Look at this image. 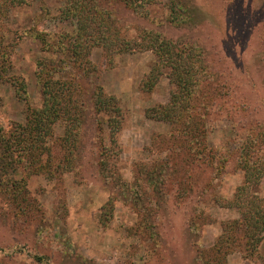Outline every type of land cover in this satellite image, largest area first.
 Instances as JSON below:
<instances>
[{"label": "rangeland", "instance_id": "rangeland-1", "mask_svg": "<svg viewBox=\"0 0 264 264\" xmlns=\"http://www.w3.org/2000/svg\"><path fill=\"white\" fill-rule=\"evenodd\" d=\"M168 1L141 4L146 16L117 1L103 6L113 12L116 27L128 39L157 34L179 47H202L204 71L214 78L202 94H210L209 89L217 94L205 107L196 100L194 114L206 124L202 155L216 157L215 167L222 169L208 166L214 159L209 164L208 158H186L171 143L170 125L145 118L146 109L167 103L175 89L164 69L151 93L142 90L141 81L157 63L152 51L108 58L100 46H94L89 60L95 68L79 83L84 97L92 87H101L117 99L121 129L111 134L104 115L98 123L90 121L77 150L66 153L76 156V164L61 170L57 164L64 154L60 148L64 130L62 123L56 124L54 137L47 141L52 152L50 171L26 178L37 208L35 218L22 224L15 216L17 210L0 200V264H253L238 252L217 255L214 251L222 224L237 217L235 210L221 208L214 199L233 197L244 181L237 164L240 148L247 138L264 133V0H191L200 14V22L191 27L168 22ZM63 2L28 0L0 18L5 42L11 45V74L21 76L26 84L24 102L13 87L0 82V121L6 130L12 123L24 124L26 105L41 106L37 62L61 59L42 52L31 36L33 30L45 34L49 43L74 32V22L59 19ZM162 163L168 165V172L157 190L164 196L153 200L157 207L143 225L116 179L126 184L129 195L138 181L147 192L148 172ZM216 170L219 175L214 178ZM22 176L20 168L16 178ZM154 176L159 177L157 172ZM178 182L191 184L190 196L180 198ZM253 192L264 197V177ZM259 252L264 258V242Z\"/></svg>", "mask_w": 264, "mask_h": 264}, {"label": "trees", "instance_id": "trees-1", "mask_svg": "<svg viewBox=\"0 0 264 264\" xmlns=\"http://www.w3.org/2000/svg\"><path fill=\"white\" fill-rule=\"evenodd\" d=\"M111 1L147 15L142 12L140 5L148 0H64L59 8V19L74 22V32L61 34L54 43H49L45 34L37 30L31 33L39 41L42 52L57 54L61 59L55 61L44 58L36 64V80L42 96L40 108L26 105L24 124L12 123L7 130L0 121V200L5 202L7 208L10 206L17 210L15 216L22 224L33 220L37 212L35 201L27 191L26 178L50 171L52 152L47 141L54 137L57 123H62L64 130L60 138V148L64 149V154L59 157L57 164L61 170H70L76 164V156L68 157L66 153L71 155L77 150L82 131L90 121L98 123L101 115H104L111 134L121 129L122 111L117 99L107 95L101 87H92L88 97H84L79 83L80 79L89 76L91 68H95L89 60L94 46H100L108 58L121 53L152 51L157 63L141 81L142 90L151 93L164 69L169 71L168 79L175 89L167 103L146 109L145 118L170 125L174 131L171 133V143L186 158L195 157L200 161L208 158L209 164L214 159L215 162L208 165L212 169L218 164L216 157L202 155L200 145L206 137V124H200L194 114L196 100L205 107L217 94L214 89H209L210 94H202L204 85H211L214 79L204 71L202 47H179L177 42L165 40L157 34L145 35L136 40L128 39L116 27L113 12L103 6L104 2ZM27 2L0 0V18H7L10 9L26 5ZM168 12V22L175 27H191L200 22V14L191 0H169ZM10 47L5 42V33L0 25V82L13 87L17 98L25 102V81L21 76L11 74ZM56 74L66 77L54 79ZM232 113L229 112V115ZM112 143L115 144L114 141ZM44 156H47L45 160ZM237 164L244 172L243 183L236 188L231 199H214L221 208L235 210L237 217L222 224L214 251L217 255L238 252L244 260L264 264L259 252L264 234V197L253 192L264 177V133L247 138L240 148ZM167 166L162 163L148 172L147 192H143L138 181L129 195L126 184L120 178L116 179L117 186L123 190L121 194L126 201L133 203L143 225L153 216L152 208L157 207L153 200H160L164 196L157 188L163 183L162 177L168 172ZM20 168L24 176L17 179L16 172ZM102 170L106 171V168ZM156 172L159 177L154 176ZM215 174L219 175L218 170L212 175L214 178ZM104 178L111 177L104 175ZM178 184L182 191L180 198H186L190 196V191L193 192L189 182ZM146 203H149L148 207Z\"/></svg>", "mask_w": 264, "mask_h": 264}, {"label": "crops", "instance_id": "crops-1", "mask_svg": "<svg viewBox=\"0 0 264 264\" xmlns=\"http://www.w3.org/2000/svg\"><path fill=\"white\" fill-rule=\"evenodd\" d=\"M264 242V240L262 241V243Z\"/></svg>", "mask_w": 264, "mask_h": 264}]
</instances>
